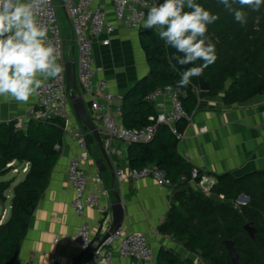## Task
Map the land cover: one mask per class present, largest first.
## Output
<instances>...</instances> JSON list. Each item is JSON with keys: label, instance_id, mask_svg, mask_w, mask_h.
I'll return each mask as SVG.
<instances>
[{"label": "trees", "instance_id": "trees-1", "mask_svg": "<svg viewBox=\"0 0 264 264\" xmlns=\"http://www.w3.org/2000/svg\"><path fill=\"white\" fill-rule=\"evenodd\" d=\"M219 19L208 26L207 37L215 45L217 60L203 71L209 90H198V77H193L186 88L177 87L181 78L173 71L200 66L203 61L180 66L173 58L176 49L167 46L159 38V31L141 34V46L149 66V74L141 79L122 99L121 125L127 129H140L151 124L155 111L145 98L165 86H174L186 92L182 104L192 113L198 98L217 96L224 92L225 105L241 103L264 91V6L259 11L244 9L247 23L241 25L233 14L224 9L218 0H195ZM238 7V6H237ZM185 11L191 9L185 8ZM231 82L225 89V82ZM86 131V129H85ZM64 133L62 122H35L30 120L26 130H19L15 123L0 124V174L9 171L11 162L29 165L24 180L13 189L8 220L0 224V264H15L21 242L38 200L49 182L60 152L54 150L61 145ZM86 145L92 141L90 133L85 137ZM179 140L166 126H159L148 144H132L128 154L131 169L156 165L164 172L169 183L181 191L176 194L177 205L170 210L162 232L170 235L184 248L197 253L207 264H231L223 241H232L240 264H264V172L235 179L228 174L218 176L207 198L189 185L193 167L177 154ZM202 175V173H199ZM184 176V182L180 178ZM11 183H0V202H5L4 193ZM244 195L248 202L239 208L235 201ZM223 197L218 203L216 198ZM215 199V200H213ZM252 223L257 232L251 240L243 227ZM156 264H193L170 250L160 249Z\"/></svg>", "mask_w": 264, "mask_h": 264}, {"label": "crops", "instance_id": "crops-1", "mask_svg": "<svg viewBox=\"0 0 264 264\" xmlns=\"http://www.w3.org/2000/svg\"><path fill=\"white\" fill-rule=\"evenodd\" d=\"M57 1L62 9V0ZM148 1L151 4L164 2ZM104 6L107 17L111 20L112 8L108 3H104ZM158 30L160 29H145L143 24L138 31L117 28L109 46L102 47L99 42L94 45L95 65L101 69L97 79L108 82L109 90L114 95L111 106L120 124L123 97L141 79L147 77L150 71L141 46V34L145 31ZM79 91L78 86V93ZM223 97L224 94L219 93L217 96L198 98L192 111V122L178 125L182 139L177 144V154L193 168H197L202 175L211 179L214 182L213 187L217 184L218 176L228 174L240 179L250 174L264 172V91L244 102L231 105H225ZM33 104L34 96L26 104L17 103L12 99L5 101L0 97V124L13 122L17 129L25 131L30 121L26 116ZM84 107L90 116L89 104L86 108L84 102ZM69 116L72 125L70 133L63 136L60 156L50 173L47 187L30 217L15 264H84L90 254L84 256L87 251L78 248L73 236L81 226L86 225L96 241L100 242L113 223L114 207L118 202L116 194L119 195L122 207L121 226L127 232H140L146 236L153 250V264H156V255L160 249L173 251L182 259H189L195 264L193 259L195 253L161 231L171 208L177 205L176 194L181 188L176 189V186L169 185L163 190H158L152 179L138 181L126 179L118 186L115 172L117 170L126 172L131 169L128 162L130 145L116 141L110 143L99 129L111 168H107L105 162L103 166H97L96 163L102 160V155L91 134L93 141L87 146L88 157L82 163V167L88 176L90 191L94 189V177L98 175L102 188L108 192L101 203L105 207V212L97 213L90 209L86 210L82 218L73 215L71 205L74 196L66 177L68 161L77 153L72 135L74 136L76 130L86 135L89 132L77 120L71 106ZM24 166V163H15L16 168ZM7 174L13 175V172L0 176ZM14 175L22 176L20 182L24 180L23 174ZM14 180L15 178L0 181L11 183L4 193L5 202H0L2 206L8 204L7 210L3 208L0 216L1 219L5 214L2 223L9 218L13 189L20 183ZM113 264L138 263L115 256Z\"/></svg>", "mask_w": 264, "mask_h": 264}, {"label": "built area", "instance_id": "built-area-1", "mask_svg": "<svg viewBox=\"0 0 264 264\" xmlns=\"http://www.w3.org/2000/svg\"><path fill=\"white\" fill-rule=\"evenodd\" d=\"M104 3H108L112 8L111 20L107 17ZM151 5L148 0H128L123 6L121 0H62V9L69 25L73 46L72 52L66 53V41L57 21L55 3L53 0H47V3L37 10L36 15L41 25L48 29L47 38L57 49L59 57L57 62L63 66V72L57 79L43 81L38 94L34 95L33 107L27 113L26 118L45 123L60 120L63 133H70L72 126L69 116L70 91L67 89L64 65L65 62H74V74L80 88L79 94L83 102L86 100L89 104L90 119L97 129L106 135L110 143L116 141L129 145L148 144L152 141L159 126L168 127L172 135L181 140L182 134L178 130V125L192 122V113L187 112L182 104V99L187 96L185 91L174 86H165L149 93L145 100L152 105L155 111V115L149 119L151 124L140 129H127L115 118L111 106L114 95L109 90L108 82L104 79H97L101 69L96 67L94 61L93 49L96 42H99L102 47L109 46L111 37L117 28L138 31ZM66 54L70 56V59H65ZM72 137L77 153L68 161L66 177L74 196L71 205L73 215L82 218L86 210L90 209L97 213H104L105 207L101 203L108 192L102 188L98 175H95L94 189L90 191L88 176L82 167V163L88 157L86 134L76 130ZM54 150L60 151V145H55ZM15 163L7 164L6 168L13 174L21 173L25 176L29 165L25 164L23 168H16ZM199 173L197 168H193L188 182L194 191L209 197L212 194L214 182ZM115 178L118 186H121L126 179L132 181L152 179L158 190L171 185L164 172L156 165L129 169L126 172L117 170ZM180 181H186L185 177L182 176ZM4 219L5 214L1 217L0 224ZM108 230L109 228L106 233ZM73 239L79 249L94 250L84 264H113L115 256L123 260L135 261L138 264H153V250L146 236L140 232H127L122 226L112 231L98 248L100 242L96 241L86 225L80 227Z\"/></svg>", "mask_w": 264, "mask_h": 264}, {"label": "clouds", "instance_id": "clouds-1", "mask_svg": "<svg viewBox=\"0 0 264 264\" xmlns=\"http://www.w3.org/2000/svg\"><path fill=\"white\" fill-rule=\"evenodd\" d=\"M128 0H121V5ZM47 0H0V97L28 103L38 94L44 80L57 79L63 72L56 47L47 38L48 29L37 19V10ZM241 25L247 23L246 7L259 11L264 0H218ZM238 6V7H237ZM188 8L191 11H185ZM219 19L195 0L153 2L143 22L145 29H160L159 38L178 53L173 57L180 66H200L179 71L177 87L186 88L193 77L217 60L216 48L207 37L208 26Z\"/></svg>", "mask_w": 264, "mask_h": 264}, {"label": "water", "instance_id": "water-1", "mask_svg": "<svg viewBox=\"0 0 264 264\" xmlns=\"http://www.w3.org/2000/svg\"><path fill=\"white\" fill-rule=\"evenodd\" d=\"M64 67H65V78L67 83V89L68 91H70V97H69L70 106L73 109L77 120L83 125V127L87 129V131L93 136L94 140L97 142L102 155V160H98L96 164L99 167V166H103L105 162L107 168H111L109 159L106 155V151L102 144V139H101V135L99 134V130L90 119V116L88 115L84 107L83 99L78 93V86L74 74V62H65ZM198 90L200 92H207L209 90V84L202 76L198 77ZM115 197L117 198L118 202L114 207L115 214L113 218V223L110 226L108 232L105 234L103 239L98 244L97 248L104 243V241L110 236L112 231H114L116 228L121 226L122 207L120 204L119 195L116 194ZM239 200L244 203L248 202V198L244 195L240 196ZM243 230L246 232V234L251 240H254L257 230L252 223L246 224L243 227ZM222 243L228 253L231 264H240L239 256L237 254L236 248L234 247V243L228 240L223 241ZM93 252L94 250L87 251L85 252L84 256L87 254H92Z\"/></svg>", "mask_w": 264, "mask_h": 264}, {"label": "rangeland", "instance_id": "rangeland-1", "mask_svg": "<svg viewBox=\"0 0 264 264\" xmlns=\"http://www.w3.org/2000/svg\"><path fill=\"white\" fill-rule=\"evenodd\" d=\"M53 1L55 3V6H56V17H57V21H58V24L60 26V30L62 32V36H63V38L66 41V43H65L66 53H71L72 52L71 50L73 48V46H72V38H71V35H70V29H69V25H68V22H67L65 13L58 6V1L57 0H53ZM69 57L70 56L68 54L65 55V59H70ZM230 82H231V80L230 79H227V81L225 82V89L228 87V85L230 84ZM224 92L225 91L223 90V91L220 92V94H224ZM85 106H86V108H88L87 107L86 100H85ZM9 171H7V173H9ZM21 177H22L21 175L7 174V176H3V177L0 176V181H8L11 178H15L14 181L16 183H18V182H20L22 180ZM211 198H215V197H211ZM239 198L234 203V207L235 208H239L240 206L246 204V203L240 201ZM213 200H215V199H213ZM216 200H217L218 203H222L224 199H223V197H219V198H216ZM3 208H5L7 210L8 204H5L4 206L0 205V216H1V213H2ZM193 257H194L193 259L195 261V264H207V262H205L204 260H202L201 257L197 253H195Z\"/></svg>", "mask_w": 264, "mask_h": 264}]
</instances>
